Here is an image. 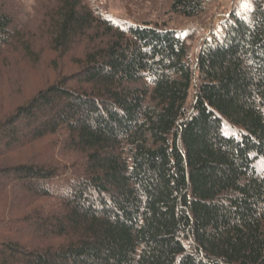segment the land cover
Here are the masks:
<instances>
[{"label": "trees", "instance_id": "obj_1", "mask_svg": "<svg viewBox=\"0 0 264 264\" xmlns=\"http://www.w3.org/2000/svg\"><path fill=\"white\" fill-rule=\"evenodd\" d=\"M46 1L0 0V264H264V0L194 51Z\"/></svg>", "mask_w": 264, "mask_h": 264}, {"label": "rangeland", "instance_id": "obj_2", "mask_svg": "<svg viewBox=\"0 0 264 264\" xmlns=\"http://www.w3.org/2000/svg\"><path fill=\"white\" fill-rule=\"evenodd\" d=\"M44 1L46 0H20L21 11L28 15L32 14V17L35 18V10L37 14ZM84 2L97 7L118 23L131 20H151L165 22L168 27L178 30L195 29L193 39L187 40L188 44L195 40L192 45L194 51V45L198 46L200 37H208V40H212L214 37L220 39L223 35L220 24L230 11L235 8L239 14H245L252 0H213L207 11L197 18H184L166 12L169 0H84ZM210 31L212 34L209 33Z\"/></svg>", "mask_w": 264, "mask_h": 264}]
</instances>
